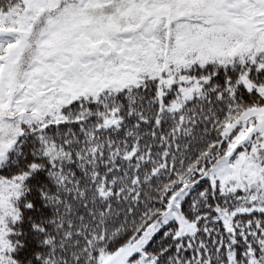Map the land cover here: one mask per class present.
Segmentation results:
<instances>
[{"label":"snow or ice","instance_id":"snow-or-ice-1","mask_svg":"<svg viewBox=\"0 0 264 264\" xmlns=\"http://www.w3.org/2000/svg\"><path fill=\"white\" fill-rule=\"evenodd\" d=\"M0 264H264V0H0Z\"/></svg>","mask_w":264,"mask_h":264}]
</instances>
